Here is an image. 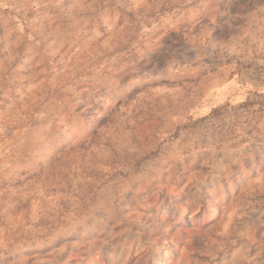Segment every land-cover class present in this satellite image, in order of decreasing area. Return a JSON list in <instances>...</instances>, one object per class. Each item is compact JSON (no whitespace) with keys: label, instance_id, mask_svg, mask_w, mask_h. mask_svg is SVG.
Returning <instances> with one entry per match:
<instances>
[{"label":"rangeland","instance_id":"rangeland-1","mask_svg":"<svg viewBox=\"0 0 264 264\" xmlns=\"http://www.w3.org/2000/svg\"><path fill=\"white\" fill-rule=\"evenodd\" d=\"M0 264H264V0H0Z\"/></svg>","mask_w":264,"mask_h":264}]
</instances>
